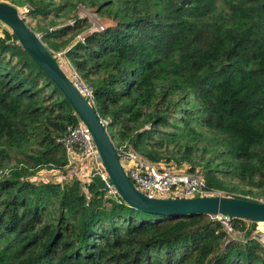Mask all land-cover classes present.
<instances>
[{"label":"trees","instance_id":"trees-1","mask_svg":"<svg viewBox=\"0 0 264 264\" xmlns=\"http://www.w3.org/2000/svg\"><path fill=\"white\" fill-rule=\"evenodd\" d=\"M181 1L11 0L64 52L115 148L130 143L227 196H264V0ZM81 4L103 30L83 34ZM2 23L0 264H264L246 219L230 218L244 235L233 238L224 218L148 213L89 178H33L68 166L59 139L81 119Z\"/></svg>","mask_w":264,"mask_h":264},{"label":"water","instance_id":"water-1","mask_svg":"<svg viewBox=\"0 0 264 264\" xmlns=\"http://www.w3.org/2000/svg\"><path fill=\"white\" fill-rule=\"evenodd\" d=\"M190 0H182V5ZM0 20L7 24L19 42L65 94L81 121L88 127L103 165L123 200L142 211L164 216L208 214L228 218H242L253 222L250 234L260 221H264V202L227 195H208L189 198H155L141 192L128 177L122 166L108 129L97 113L90 98L83 94L60 65L53 52L44 44L41 36L31 29L25 16L14 4L0 1ZM101 189L109 183L99 173L90 177Z\"/></svg>","mask_w":264,"mask_h":264},{"label":"built area","instance_id":"built-area-1","mask_svg":"<svg viewBox=\"0 0 264 264\" xmlns=\"http://www.w3.org/2000/svg\"><path fill=\"white\" fill-rule=\"evenodd\" d=\"M103 29L104 25L99 28V30ZM80 38L83 39L81 36ZM55 55L60 60L59 55L57 53ZM71 79L83 94L92 99L91 91L83 83L76 71ZM102 121L105 125L107 124L106 120L102 119ZM59 141L66 147L69 159L68 166H72L73 163H79L81 165L80 171L83 173V175H80L82 178L85 176V178L90 179L94 173L101 174L109 183L107 188L109 195H117L118 191L114 185L110 184V178L105 170L94 139L88 127L82 121L70 127ZM115 149L122 166L133 184L150 197L189 198L224 195L222 191L210 189L202 175L181 172L175 168L157 164L139 153L130 143L120 145ZM215 217L221 219L224 216ZM223 222L225 223V221ZM225 225L231 230L229 225L226 223ZM254 238L264 243V231L256 234Z\"/></svg>","mask_w":264,"mask_h":264},{"label":"rangeland","instance_id":"rangeland-1","mask_svg":"<svg viewBox=\"0 0 264 264\" xmlns=\"http://www.w3.org/2000/svg\"><path fill=\"white\" fill-rule=\"evenodd\" d=\"M0 1H4V2L14 4L13 2H11V0H0ZM15 6H17V5H15ZM17 7L19 8L20 12L25 16L26 21L31 22L32 25L36 24L35 18L26 17V14H27V11L29 10V8L20 7V6H17ZM73 14L79 15L80 18H87L90 22H92L89 30L87 32H84L83 34L91 32V31L99 30V28L103 25H106V22L108 21L106 18H103L102 16L97 15L96 12L94 11V9L87 8L82 4L77 7V9L75 10V12H73ZM72 20L73 19H69L66 23L72 22ZM61 24H64V23H61ZM6 29H8V27L6 25H4L0 20V34L4 35L3 32ZM36 33L39 34V36H41V33H38V32H36ZM83 34H81V35H83ZM78 39L80 40L79 36H78ZM55 53H57V55H59V57H60L59 61H60V64L62 65V68L64 69V71L68 74V76L70 78H72L74 76L75 70L73 69L70 61L65 58L64 52L59 51V52H55ZM61 54H62V56H61ZM80 166L81 165L79 163H73L72 166H66L62 170H59V169L46 170V169H44V170H41L33 178H36V179L44 178V179H48V180L53 181V182H57V181L65 182V181H68L74 177L82 178L80 175H83V173L80 171ZM174 168L178 171H181V172H188L184 168H179V167H174ZM83 178H85V176ZM234 182L239 183V181H234ZM240 187L246 188L247 186L240 183ZM237 194L240 195L239 192H236V195ZM248 197H250V199H255V200H259V201L264 202V196H259V197L248 196ZM222 218H224L225 223L231 227V224L229 221L230 218L225 217V216ZM246 222H247L248 226L253 227L252 221L246 220ZM229 231H231L233 233L232 234L233 238L244 236V235H242V233H240L238 231H233L232 227H231V230H229ZM263 231H264V223L258 222L256 224L255 229L250 234H252V236L254 238V236H256V234H259ZM245 234L248 235V232H246Z\"/></svg>","mask_w":264,"mask_h":264},{"label":"bare ground","instance_id":"bare-ground-1","mask_svg":"<svg viewBox=\"0 0 264 264\" xmlns=\"http://www.w3.org/2000/svg\"><path fill=\"white\" fill-rule=\"evenodd\" d=\"M260 223H264V221H260Z\"/></svg>","mask_w":264,"mask_h":264}]
</instances>
